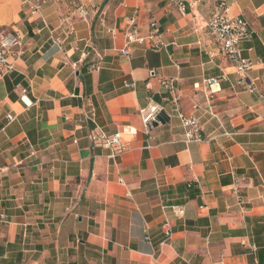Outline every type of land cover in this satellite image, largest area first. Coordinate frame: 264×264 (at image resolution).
I'll return each mask as SVG.
<instances>
[{
  "label": "crops",
  "instance_id": "0c3cea01",
  "mask_svg": "<svg viewBox=\"0 0 264 264\" xmlns=\"http://www.w3.org/2000/svg\"><path fill=\"white\" fill-rule=\"evenodd\" d=\"M186 1L182 15L170 0H0V33L21 37L0 76V264H264V0ZM220 3L247 23L258 90L204 27ZM151 21L160 45L123 53ZM223 73L210 99L193 87ZM174 94L201 140H184ZM149 101L163 111L145 127ZM93 131L119 132L123 151Z\"/></svg>",
  "mask_w": 264,
  "mask_h": 264
},
{
  "label": "built area",
  "instance_id": "2783aa9c",
  "mask_svg": "<svg viewBox=\"0 0 264 264\" xmlns=\"http://www.w3.org/2000/svg\"><path fill=\"white\" fill-rule=\"evenodd\" d=\"M46 0H23L25 3H29L33 12H36L43 2ZM170 3L174 5L178 12L182 15L185 13L186 9V0H170ZM103 21V17L101 18V22ZM134 21L131 20V24ZM210 35L211 39L214 43H216L218 50L220 53L227 58L230 63L233 65L234 72L238 75L239 80L243 83L248 81L247 87L250 90H258L256 87V82L258 80L257 77H250V71L253 68V62L250 58H244L241 56V48L240 45L243 40L250 37V31L247 27V23L237 15H233L228 13L227 7L224 3H220L214 14L206 21L204 26ZM149 32L147 34H140V32L133 26L127 28L125 33L126 42L125 48L123 49V53L126 55L130 51V44L133 42L142 44L146 43L151 48H157L160 45V36L161 29L157 22L151 21L148 27ZM110 34H116V32L112 29H107ZM21 37L15 30H7L0 33V76L7 74L10 70L13 69L12 59L15 57L18 47L20 46ZM55 44L60 45L61 40L59 37L54 38ZM149 74H153L150 71ZM226 75L223 73L218 77H210L203 78L200 83H196L193 85L194 88L202 90L207 99H210L214 90L211 88L214 85H218V82L221 79H225ZM160 84L163 85L166 89H168L171 93L177 90V87L174 84V80H160ZM263 98L264 94H260ZM172 104L175 106L176 116L180 120L181 126L184 131V140L186 142L189 141H199L202 139L201 133V125L199 118L192 113L186 114L180 108L179 98L177 95H173L171 99ZM89 109L87 114L85 115L86 119L89 121H93L95 117V108L90 103L88 104ZM194 109L200 108V104H195ZM163 111V107L160 104H156L152 101L146 104L143 108H140L138 114L144 124L145 127H148L153 122H156L157 117ZM9 119H12V116L9 115ZM90 138L94 145L103 146L105 148L113 151L111 154L112 157L115 156L116 153H120L123 151L124 142L122 139V135L119 132H115L112 135H105L102 132L99 133H90ZM237 201L241 202V197L237 196ZM173 213L177 216L184 215V209L180 206L171 207ZM163 235L165 239H168L171 236V226L168 220H165L163 223Z\"/></svg>",
  "mask_w": 264,
  "mask_h": 264
}]
</instances>
